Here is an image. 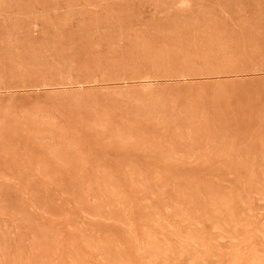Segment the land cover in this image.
I'll use <instances>...</instances> for the list:
<instances>
[{"label": "rangeland", "instance_id": "obj_1", "mask_svg": "<svg viewBox=\"0 0 264 264\" xmlns=\"http://www.w3.org/2000/svg\"><path fill=\"white\" fill-rule=\"evenodd\" d=\"M0 264H264V0H0Z\"/></svg>", "mask_w": 264, "mask_h": 264}]
</instances>
